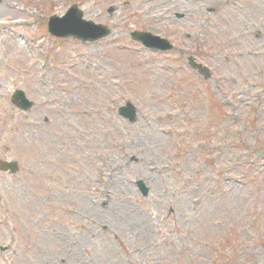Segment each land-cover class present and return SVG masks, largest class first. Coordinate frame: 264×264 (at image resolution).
Listing matches in <instances>:
<instances>
[{"label":"rangeland","instance_id":"obj_1","mask_svg":"<svg viewBox=\"0 0 264 264\" xmlns=\"http://www.w3.org/2000/svg\"><path fill=\"white\" fill-rule=\"evenodd\" d=\"M208 2L215 4L77 3L84 17L108 20L118 33L147 29L180 46L182 35L204 21L207 48L200 60L211 83L198 82L197 91L191 75L166 65L171 55L161 60L147 51H120L118 45H132L125 36L86 46L51 41L44 19L73 0H0V21H17L0 25V124L6 120L0 157L20 163L15 175H0V219L7 215L0 246L10 247L0 251V264H33L40 250L42 261L79 264H264V0H237L204 19L199 10ZM250 26L253 33H246ZM24 35L40 37L48 53L44 70L40 54L20 42ZM202 39H195L198 45ZM37 73L46 86L32 82ZM31 84L43 87L49 106L27 117L11 109L5 95L19 87L37 100L40 92ZM124 100L138 109L132 124L114 114ZM55 108L63 112V128ZM46 110L51 128L24 124ZM132 139L137 149L131 150ZM56 150L54 160L65 170L59 186L49 188V174L58 170L46 168L44 159ZM138 179L149 186L144 197ZM70 241L80 245L73 256L64 255Z\"/></svg>","mask_w":264,"mask_h":264},{"label":"water","instance_id":"obj_2","mask_svg":"<svg viewBox=\"0 0 264 264\" xmlns=\"http://www.w3.org/2000/svg\"><path fill=\"white\" fill-rule=\"evenodd\" d=\"M70 16H72V17H80V13H77L76 11H75V9H73V10H71V12H70ZM73 23L74 22H72V25H73ZM54 22H50V24H49V27H50V31L52 32V33H54V34H60V28H55L54 27ZM63 27V26H62ZM64 30H70V29H67V28H65ZM69 33H71V34H73V31H69ZM70 34V35H71ZM65 35H69V34H65ZM74 36H75V34H74ZM145 37V36H144ZM136 38H138L137 36H136Z\"/></svg>","mask_w":264,"mask_h":264},{"label":"bare ground","instance_id":"obj_3","mask_svg":"<svg viewBox=\"0 0 264 264\" xmlns=\"http://www.w3.org/2000/svg\"><path fill=\"white\" fill-rule=\"evenodd\" d=\"M143 231L141 230V232L140 233H142ZM45 264H48L47 262H45Z\"/></svg>","mask_w":264,"mask_h":264}]
</instances>
